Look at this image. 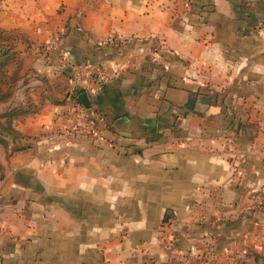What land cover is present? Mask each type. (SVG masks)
<instances>
[{"label": "crops", "instance_id": "1", "mask_svg": "<svg viewBox=\"0 0 264 264\" xmlns=\"http://www.w3.org/2000/svg\"><path fill=\"white\" fill-rule=\"evenodd\" d=\"M0 27V264H264V0H1Z\"/></svg>", "mask_w": 264, "mask_h": 264}, {"label": "trees", "instance_id": "2", "mask_svg": "<svg viewBox=\"0 0 264 264\" xmlns=\"http://www.w3.org/2000/svg\"><path fill=\"white\" fill-rule=\"evenodd\" d=\"M14 46V36L10 31L0 27V84L8 85V92L5 93L6 95L10 93L11 88L15 86L18 80L16 71H14L12 75L9 74V66L14 59V53L12 52Z\"/></svg>", "mask_w": 264, "mask_h": 264}, {"label": "built area", "instance_id": "3", "mask_svg": "<svg viewBox=\"0 0 264 264\" xmlns=\"http://www.w3.org/2000/svg\"><path fill=\"white\" fill-rule=\"evenodd\" d=\"M100 76H99V80H103L104 79V75L103 74H99ZM91 90L92 91H95L94 90V88H91ZM77 92H76V88H74L73 90H72V93H71V96H72V100H74V102L76 103V107H78L79 108V103H78V101H77V99H76V96H77ZM94 131V130H93ZM94 134H96L97 136H99V137H101L100 135H99V133L97 132V131H94ZM260 241H261V243L262 244H264V235H262L261 237H260ZM192 250H194V248H192Z\"/></svg>", "mask_w": 264, "mask_h": 264}, {"label": "water", "instance_id": "4", "mask_svg": "<svg viewBox=\"0 0 264 264\" xmlns=\"http://www.w3.org/2000/svg\"><path fill=\"white\" fill-rule=\"evenodd\" d=\"M79 100L84 107L88 108L91 106V100H90L88 92L84 91V92L80 93L79 94Z\"/></svg>", "mask_w": 264, "mask_h": 264}]
</instances>
